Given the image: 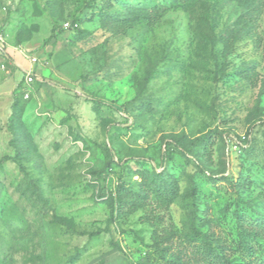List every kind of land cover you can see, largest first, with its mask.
<instances>
[{
    "label": "rangeland",
    "instance_id": "374dc122",
    "mask_svg": "<svg viewBox=\"0 0 264 264\" xmlns=\"http://www.w3.org/2000/svg\"><path fill=\"white\" fill-rule=\"evenodd\" d=\"M0 36V264H257L261 0H0Z\"/></svg>",
    "mask_w": 264,
    "mask_h": 264
},
{
    "label": "trees",
    "instance_id": "16d2710c",
    "mask_svg": "<svg viewBox=\"0 0 264 264\" xmlns=\"http://www.w3.org/2000/svg\"><path fill=\"white\" fill-rule=\"evenodd\" d=\"M261 4L262 6H264V0H261ZM54 36L50 37L49 39L53 38ZM0 47L2 50V54L5 58H8L10 60H12V58L10 57L9 53L6 50V47L4 44H2V42L0 41ZM87 98L91 101H93L96 104H101V105H109V103H107L106 101H103L93 95H89L87 96ZM14 119V115H12L11 120ZM252 132V130L250 131V133ZM250 138V137H249ZM235 142L238 144L240 142V139L237 137L235 138ZM171 143H173L174 145L178 146H183L182 143L177 140V139H173V141H171ZM17 155H5L0 159V168L8 161L10 160H15ZM264 193V191H263ZM241 221V225L244 227V229L246 231L252 232V233H258L259 235H263L264 236V218H258V217H252V218H248V217H242L240 214L238 215ZM252 247H247V246H243V252H244V256L243 258L245 260H249V263H251V261L256 262L257 264H264V253H261V255L258 254V252H252L251 251ZM254 254V255H253ZM253 256V257H251ZM207 258L209 259V263L210 264H230L227 263L225 260H219L218 256L216 253L212 252L209 250V253L207 254ZM262 258V259H259ZM246 262V261H245Z\"/></svg>",
    "mask_w": 264,
    "mask_h": 264
},
{
    "label": "crops",
    "instance_id": "0c3cea01",
    "mask_svg": "<svg viewBox=\"0 0 264 264\" xmlns=\"http://www.w3.org/2000/svg\"><path fill=\"white\" fill-rule=\"evenodd\" d=\"M2 51V50H1ZM6 58L3 56V54L0 53V60L3 62Z\"/></svg>",
    "mask_w": 264,
    "mask_h": 264
},
{
    "label": "built area",
    "instance_id": "2783aa9c",
    "mask_svg": "<svg viewBox=\"0 0 264 264\" xmlns=\"http://www.w3.org/2000/svg\"><path fill=\"white\" fill-rule=\"evenodd\" d=\"M0 41H1V36H0ZM31 79V78H30Z\"/></svg>",
    "mask_w": 264,
    "mask_h": 264
}]
</instances>
